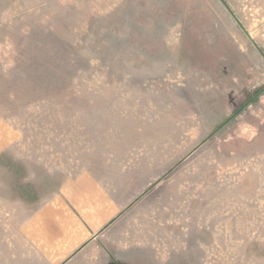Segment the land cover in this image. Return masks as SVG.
Instances as JSON below:
<instances>
[{"label":"rangeland","instance_id":"374dc122","mask_svg":"<svg viewBox=\"0 0 264 264\" xmlns=\"http://www.w3.org/2000/svg\"><path fill=\"white\" fill-rule=\"evenodd\" d=\"M84 171L94 264H264V0H0V264Z\"/></svg>","mask_w":264,"mask_h":264},{"label":"crops","instance_id":"0c3cea01","mask_svg":"<svg viewBox=\"0 0 264 264\" xmlns=\"http://www.w3.org/2000/svg\"><path fill=\"white\" fill-rule=\"evenodd\" d=\"M122 209L102 182L84 171L35 210L23 229L26 251L45 264H94L96 241ZM79 256L86 259L77 261Z\"/></svg>","mask_w":264,"mask_h":264},{"label":"water","instance_id":"95a60500","mask_svg":"<svg viewBox=\"0 0 264 264\" xmlns=\"http://www.w3.org/2000/svg\"><path fill=\"white\" fill-rule=\"evenodd\" d=\"M250 36V35H249Z\"/></svg>","mask_w":264,"mask_h":264}]
</instances>
